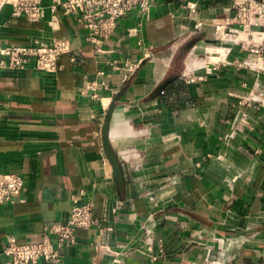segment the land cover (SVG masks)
Masks as SVG:
<instances>
[{"label": "crops", "instance_id": "obj_1", "mask_svg": "<svg viewBox=\"0 0 264 264\" xmlns=\"http://www.w3.org/2000/svg\"><path fill=\"white\" fill-rule=\"evenodd\" d=\"M233 2L153 0L148 15L118 21L101 54L73 18L29 22L1 9L0 44L68 38L71 50L53 72L0 68V172L24 182L0 202V264L8 238L40 241L82 189L97 225L78 230L56 264H195L206 245L223 251L214 264H264V106L239 107L246 124L232 123L237 102L264 86V66L203 57ZM112 102L122 188L101 138Z\"/></svg>", "mask_w": 264, "mask_h": 264}, {"label": "built area", "instance_id": "obj_2", "mask_svg": "<svg viewBox=\"0 0 264 264\" xmlns=\"http://www.w3.org/2000/svg\"><path fill=\"white\" fill-rule=\"evenodd\" d=\"M153 0H0V11L9 6L14 18L23 17L29 22H39L49 12L51 20L73 18L85 30V41L96 54L104 52L102 46L111 37L120 19L133 11L148 15ZM193 10L194 5L188 4ZM216 39L206 47L203 57L214 68L226 62L227 55L235 57L233 65L240 70H258L259 63L264 66V0H234L222 23L214 28ZM71 42L68 38L54 40L50 45L0 44V68L24 69L53 72L61 54L69 53ZM248 55L242 60L238 57ZM75 63V58L71 57ZM116 68V65H113ZM264 106V86L253 87L247 98L237 102L238 111L233 124H246L244 113L239 107ZM24 182L19 174L0 172V202H9L20 196ZM93 199L82 189L75 197L68 220L55 223L45 229L38 242L18 243L13 237L6 240L3 253L9 264H56L62 251L69 249L76 241L78 230H89L97 225L92 216ZM227 248L231 242L212 238ZM205 257L195 264H214L223 251L215 252L214 246L206 245Z\"/></svg>", "mask_w": 264, "mask_h": 264}, {"label": "water", "instance_id": "obj_3", "mask_svg": "<svg viewBox=\"0 0 264 264\" xmlns=\"http://www.w3.org/2000/svg\"><path fill=\"white\" fill-rule=\"evenodd\" d=\"M197 42V40L190 41L185 48L190 49ZM115 102H112L105 114L104 122L101 128V138H102V146L104 149L105 156L111 166L112 169V178L115 184L119 187H123V174L118 162V159L109 143L108 133H109V124L112 116V112L114 109Z\"/></svg>", "mask_w": 264, "mask_h": 264}]
</instances>
